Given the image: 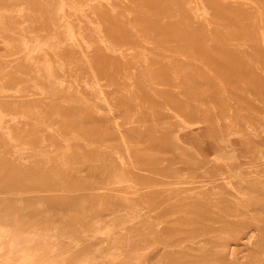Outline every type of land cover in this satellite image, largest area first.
<instances>
[{"label": "rangeland", "instance_id": "obj_1", "mask_svg": "<svg viewBox=\"0 0 264 264\" xmlns=\"http://www.w3.org/2000/svg\"><path fill=\"white\" fill-rule=\"evenodd\" d=\"M0 264H264V0H0Z\"/></svg>", "mask_w": 264, "mask_h": 264}, {"label": "bare ground", "instance_id": "obj_2", "mask_svg": "<svg viewBox=\"0 0 264 264\" xmlns=\"http://www.w3.org/2000/svg\"><path fill=\"white\" fill-rule=\"evenodd\" d=\"M205 189H206V188H205ZM197 194H198V191H197ZM210 194H211V193H210ZM194 195H195V194H194ZM197 196H198V195H197ZM199 196H200V195H199ZM204 197H205V196H204ZM207 197H208V196H207ZM142 198H143V197H142ZM143 199H144V198H143ZM141 200H142V199H141ZM206 200H207V199H206ZM207 201H208V200H207ZM145 202H146V201H145ZM202 202H203V201H202ZM200 204H201V203H200ZM200 204H199V205H200ZM202 204H203V203H202ZM202 204H201V205H202ZM147 205H148V204H147ZM141 207H142V206H141ZM209 208H210V207H209ZM201 210H202V209H201ZM200 213H201V211H200ZM202 215H204V214H202ZM201 217H202V216H201ZM28 239H29V238H28ZM37 240H38V239H37ZM33 241H34V239H33ZM32 243H33V242H32ZM48 244H49V243H48ZM35 245H37L36 242H35ZM23 246H24V245H23ZM43 246H44V245H43ZM50 246H51V245H50ZM31 247H32V246H31ZM21 248H22V247H21ZM35 248H36V247H35ZM22 249H23V248H22ZM22 249H21V252H22ZM24 249H25V246H24ZM56 250H57V248H54V249H53V251H56ZM19 253H20V252H19ZM15 255H16V254H15ZM15 255H14V256H15ZM29 255H30V254H29Z\"/></svg>", "mask_w": 264, "mask_h": 264}]
</instances>
